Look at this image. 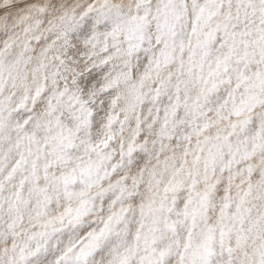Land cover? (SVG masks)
<instances>
[{
    "label": "clouds",
    "instance_id": "clouds-1",
    "mask_svg": "<svg viewBox=\"0 0 264 264\" xmlns=\"http://www.w3.org/2000/svg\"><path fill=\"white\" fill-rule=\"evenodd\" d=\"M0 264H264V0H0Z\"/></svg>",
    "mask_w": 264,
    "mask_h": 264
}]
</instances>
